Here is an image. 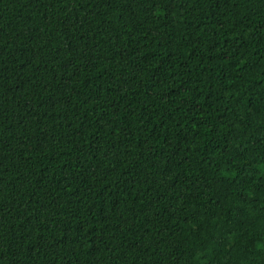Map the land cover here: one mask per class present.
I'll return each instance as SVG.
<instances>
[{
  "label": "trees",
  "instance_id": "obj_1",
  "mask_svg": "<svg viewBox=\"0 0 264 264\" xmlns=\"http://www.w3.org/2000/svg\"><path fill=\"white\" fill-rule=\"evenodd\" d=\"M0 264H264V0H0Z\"/></svg>",
  "mask_w": 264,
  "mask_h": 264
}]
</instances>
